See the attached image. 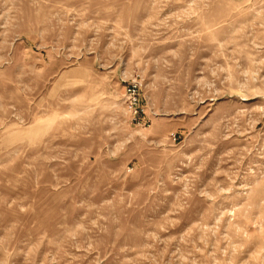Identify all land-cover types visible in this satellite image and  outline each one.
Listing matches in <instances>:
<instances>
[{
  "label": "rangeland",
  "instance_id": "rangeland-1",
  "mask_svg": "<svg viewBox=\"0 0 264 264\" xmlns=\"http://www.w3.org/2000/svg\"><path fill=\"white\" fill-rule=\"evenodd\" d=\"M0 264H264V0H0Z\"/></svg>",
  "mask_w": 264,
  "mask_h": 264
},
{
  "label": "built area",
  "instance_id": "built-area-1",
  "mask_svg": "<svg viewBox=\"0 0 264 264\" xmlns=\"http://www.w3.org/2000/svg\"><path fill=\"white\" fill-rule=\"evenodd\" d=\"M132 93H133L131 95V98L133 100L132 106H134V107H132V110L134 111L135 117H138V115L143 113L144 111L140 110V106L137 104V99H136L137 91L132 92Z\"/></svg>",
  "mask_w": 264,
  "mask_h": 264
}]
</instances>
